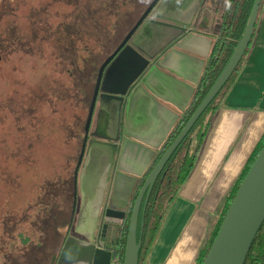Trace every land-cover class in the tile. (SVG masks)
<instances>
[{"label":"crops","instance_id":"crops-1","mask_svg":"<svg viewBox=\"0 0 264 264\" xmlns=\"http://www.w3.org/2000/svg\"><path fill=\"white\" fill-rule=\"evenodd\" d=\"M168 6L169 11L154 21L185 31H176L171 37L157 31L164 37L155 38L156 42L142 49L150 54L164 51L137 80L120 113L112 101L110 110L106 106L105 137L117 143L116 160L101 203L97 205L94 197L87 204L84 193L77 224L76 233L87 235L90 230L85 233L83 223L91 210L94 234L102 221L98 237L105 242L100 243L101 248H115L120 257L135 196L193 102L221 30L227 0H168ZM252 36L232 85L212 112L194 167L167 210L142 264H196L225 198L244 174L264 135V0ZM92 128L102 133L98 124L93 123ZM35 255L30 253L28 258L9 260L8 264H42L38 253L37 258Z\"/></svg>","mask_w":264,"mask_h":264},{"label":"rangeland","instance_id":"rangeland-1","mask_svg":"<svg viewBox=\"0 0 264 264\" xmlns=\"http://www.w3.org/2000/svg\"><path fill=\"white\" fill-rule=\"evenodd\" d=\"M10 1L18 5L15 15L5 14L8 18L0 24V264L30 253L35 258L38 253L42 264H57L65 237L75 238L80 224L89 144L78 172L75 205L73 172L103 57L99 46L106 36L94 30L102 20L88 18L86 0H57L59 4L47 7L50 17L43 24L55 33L44 35L25 31L22 24L37 22L28 11L40 0H0L3 13ZM90 7L92 17L95 10ZM54 13L62 16L53 18ZM158 29L170 37L180 32L175 27ZM97 113L98 104L91 127ZM92 134L90 129L89 137ZM183 154L182 150L177 160ZM46 207L53 209L50 217L61 228L54 237L40 227ZM94 220L90 210L83 223L85 233L90 230L87 235L92 234ZM97 238L104 244V238Z\"/></svg>","mask_w":264,"mask_h":264},{"label":"water","instance_id":"water-1","mask_svg":"<svg viewBox=\"0 0 264 264\" xmlns=\"http://www.w3.org/2000/svg\"><path fill=\"white\" fill-rule=\"evenodd\" d=\"M159 1L160 0H155L151 7L157 5ZM260 3L261 0H253L251 11L243 34L234 48L227 64L190 119L187 121L181 132L167 148V150L162 154L156 165L148 174L139 192L137 193L130 213L127 237L125 240L123 264H138V254L141 247V240L138 239L139 218L141 217L142 220L140 225L141 232L143 228L145 211L149 202L153 185L161 170L164 168L180 144L188 136L197 121L204 114L215 97L219 94L223 86L229 80L240 63L251 41ZM144 19L145 15L137 22L135 28L126 36L119 48L99 67L97 71L92 98L89 104L84 125V137L73 172L74 205L77 195L78 172L84 159L86 146L87 144L91 145V141H88V137L96 101L98 97L102 98V96H99V91H101L104 70H106L110 64V61L123 48V46L134 34ZM152 23L156 26L170 27V24L162 20L153 21ZM175 28L179 29L181 32L185 31V28L183 27ZM163 37L164 36L161 34H153L149 37L148 41H146L144 40V38H146V35L144 34L139 38L138 41H136L139 48L138 52L141 54L145 53L142 49L143 45L147 46V44H153L156 42V39L161 40ZM152 60L153 59H149L148 62ZM113 67V65H109L108 69L105 71V84L107 81H110L111 75L118 72L119 80L117 86L123 82H125V86L123 90L117 92L116 94H108L109 96L107 95L105 98H107V102L112 101L117 104V112L119 111L120 113L130 90L135 86L137 80L141 77L140 74L142 71L145 68L147 69L149 66L147 67V64L144 65V67H142L139 72L140 74L137 73L136 76H134L132 79H129L128 81V73H126L123 77V72L120 69H114ZM101 134V140H95L96 147L93 152V158L95 159V162L92 165L96 170L93 171V173L90 172V174L87 170L88 182L89 184L92 182L90 198L91 200L94 199V197L98 199V201H96L97 205L101 203V198L106 186V179L108 178V174L115 164L117 150V143H115V140L111 139L109 136L105 137V122L104 130ZM97 219L98 217L96 215V221ZM100 223L102 226V221H100ZM263 223L264 145L240 183L234 198L231 201L222 220L218 233L201 264H245L250 248ZM103 229L104 231H107V224L104 225ZM115 253V249L113 248H101L98 238L95 241L87 242L81 238L78 239L76 237H67L62 245L57 264H110L111 259L115 256Z\"/></svg>","mask_w":264,"mask_h":264},{"label":"trees","instance_id":"trees-1","mask_svg":"<svg viewBox=\"0 0 264 264\" xmlns=\"http://www.w3.org/2000/svg\"><path fill=\"white\" fill-rule=\"evenodd\" d=\"M252 4H253V0H227V6L221 25V30L212 47L210 58L207 61V64L204 68V72L201 81L198 85L193 102L191 103L189 109L182 117L181 121L178 123L173 133L167 139L161 152L155 158L153 164L151 165L145 178L143 179L142 184L144 183L148 174L156 165L162 154L167 150V148L172 144V142L181 132L187 121L190 119L194 111L197 109V107L204 99V97L206 96V94L208 93V91L210 90V88L212 87V85L214 84V82L222 72L223 68L227 64L229 58L233 53L234 48L236 47L237 43L239 42L243 34V31L245 29L251 11ZM250 45L251 42L248 45L240 63L238 64L237 68L235 69L229 80L226 82V84L223 86L219 94L211 102V104L208 106L204 114L200 117V119L197 121L193 129L190 131L188 136L180 144V146L177 148V150L174 152L172 157L169 159V161L166 163L164 168L159 173L150 194L149 202L143 219V228L141 232H140V225L142 220L141 217L139 218L138 239L141 240V247L138 254V264H142L143 257L145 256V253L149 250V248L153 244L156 233L161 225V222L167 210L169 209L176 194L179 192L181 186L188 178L191 170L193 169L200 148L202 146L204 137L212 122L211 121L212 112L219 105L221 99L227 93L228 89L232 85V82L235 79L238 69ZM263 145H264V135L261 138L259 144L256 146L244 174L234 185L230 194L225 198L223 206L218 214L216 223L212 227L208 241H206L205 246L202 249L199 258L197 259L196 264H201L205 256L207 255L212 245V242L214 241L218 233V230L227 212V209L231 201L233 200L234 195L240 183L242 182L247 171L254 162L256 156L262 149ZM182 150L184 151V154L180 160H177V157ZM174 162L176 166L173 168ZM165 196L166 199L164 198ZM37 213L40 215V212ZM52 214H53V209H51L50 207H46V211L43 212V215L41 216L40 227L43 233H45L46 230H50L51 231L50 235L54 237L57 234H60L59 231L61 228L60 229L58 228L57 222H55L54 220L55 219L54 216L50 217ZM39 219L40 216L38 218V221ZM129 219L130 217H128L126 221V225L124 227L125 240L127 237ZM40 227L39 225L36 227L38 232L40 230ZM22 234L23 233H20L18 234V236L21 237ZM66 238L67 236L65 237V239ZM40 243L42 242L35 244H38L39 246ZM23 244L26 245V243ZM28 244L30 246L35 245L32 244V242H28L27 245ZM123 257H124V249L121 253L122 260ZM245 264H264V223L262 224L259 232L255 237V240L246 258Z\"/></svg>","mask_w":264,"mask_h":264},{"label":"flooded vegetation","instance_id":"flooded-vegetation-1","mask_svg":"<svg viewBox=\"0 0 264 264\" xmlns=\"http://www.w3.org/2000/svg\"><path fill=\"white\" fill-rule=\"evenodd\" d=\"M155 0H95L94 2H90V0H86V8L88 11V18H100L102 22H96L94 27L95 31L97 33H100L104 37L103 43H101V46H99L100 50V58L101 55L103 56L100 59L99 67L119 48L121 43L125 40L126 36L135 28L137 22L145 15L144 21L141 23V25L136 29L134 34L130 37V39L126 42V44L123 46V48L117 53V55L110 61L109 65H113L114 69H120L123 72V77L126 73L127 75V81L129 79H132L134 76H136L137 73L140 72L142 67L147 64V67L150 66V64L164 51L160 53H155L153 51V54L149 53H139L138 50V44L136 41L139 40L141 36L144 34L143 31H147L148 35H146V38L144 40L148 41L149 37L153 34L162 33L163 31L158 29L159 26L154 25L152 22L155 19H158V17L162 15H165L169 11L168 6V0H160L157 5L154 7H151L153 2ZM39 4H32V7H29L33 9V11H28L29 15L36 16L38 18L37 22H29L28 20L26 22H23V27L25 31H36L41 32L42 35L44 34H50L55 33L53 32V29L43 24V21L48 19L50 16L46 12L47 7H54L55 4H59V1L57 0H49L44 2L43 0L38 1ZM93 6L94 15L91 17L90 12L92 11L91 7ZM18 8L17 4H14L12 1L8 4V12L3 13L2 10H5L4 6L0 2V24L5 21L8 17H5V14L7 15H15L14 11ZM77 11V10H76ZM75 11V12H76ZM27 12V13H28ZM62 15H58L57 13H54V16H51L53 18H57ZM10 22L15 21L16 19H9ZM76 18L74 21L76 22ZM91 21V20H89ZM25 23V25H24ZM47 31V32H46ZM19 37V34H18ZM18 39V38H17ZM152 45V44H151ZM150 45V46H151ZM109 52L105 56V51ZM149 59H153L152 61L148 62ZM108 65V67H109ZM98 67V69H99ZM106 68V70L108 69ZM97 69V71H98ZM103 74V80L101 83V91H99V96H102V98L97 99L96 106L98 104V113L96 114V119L94 124H98L101 130H104V122H105V109L107 106V110H110L109 108V102H107V95L108 94H116L117 92L123 90L125 82L118 85V72L111 75L110 81H107L105 84V71ZM146 68L142 71L140 76L145 72ZM115 83V84H114ZM109 96V95H108ZM115 106V105H114ZM98 116V117H97ZM95 126V125H94ZM93 134L91 137H88V141L91 140V145L89 148V165L87 170L93 173L95 171V167L92 165L95 162L94 157V149L96 147L95 140H101L100 137H102V134L99 133V131H94L95 128L91 129ZM101 131V132H102ZM85 172V178H84V192L86 196V203H89L91 188H92V182H88L87 177V171ZM91 200V199H90ZM100 226H98V230H96V234H94V230L92 234L85 235L84 237L76 234V238L78 239H84L87 242L95 241L97 239L98 234L100 233ZM98 233V234H97Z\"/></svg>","mask_w":264,"mask_h":264},{"label":"built area","instance_id":"built-area-1","mask_svg":"<svg viewBox=\"0 0 264 264\" xmlns=\"http://www.w3.org/2000/svg\"><path fill=\"white\" fill-rule=\"evenodd\" d=\"M115 249V248H113ZM117 250L115 249V252ZM110 264H123L122 258L118 255V252L115 253V256L111 259Z\"/></svg>","mask_w":264,"mask_h":264}]
</instances>
